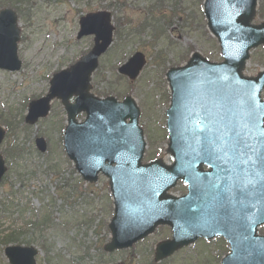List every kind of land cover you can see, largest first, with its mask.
<instances>
[{
	"label": "water",
	"instance_id": "95a60500",
	"mask_svg": "<svg viewBox=\"0 0 264 264\" xmlns=\"http://www.w3.org/2000/svg\"><path fill=\"white\" fill-rule=\"evenodd\" d=\"M257 7V0H205L208 29L218 39L224 61L212 63L194 53L184 66L168 70L166 152L175 159L172 165L163 159L142 164L146 144L132 97L118 102L90 92L92 74L112 43L114 27L106 11L80 19L78 39L94 34V47L76 64L54 74L49 94L30 103L26 122L45 117L53 98L63 101L69 158L87 181H97L99 172L110 178L114 215L106 251L130 248L158 226L169 225L172 239L156 245L155 262L200 237L223 236L230 253L221 264H264V235L258 234L264 225V103L257 95L258 85L250 95V85L263 83L264 72L254 79L243 75L250 49L264 45V22L252 23ZM19 33L16 14L2 10L0 68L20 69ZM145 64V56L137 52L119 72L134 80ZM257 105L262 109L258 116ZM82 111L87 118L81 123L76 117ZM4 133L0 127V143ZM36 144L46 150L43 138ZM204 164L211 167L209 172L203 171ZM6 170L0 154V181ZM179 179L194 183L191 192L181 197L168 194ZM37 254L34 247L5 249L11 264H36Z\"/></svg>",
	"mask_w": 264,
	"mask_h": 264
},
{
	"label": "rangeland",
	"instance_id": "374dc122",
	"mask_svg": "<svg viewBox=\"0 0 264 264\" xmlns=\"http://www.w3.org/2000/svg\"><path fill=\"white\" fill-rule=\"evenodd\" d=\"M164 1L165 7L150 13L152 6ZM202 2L24 0L11 4L21 28L18 56L22 67L14 72L0 69V125L5 129L14 125L12 130L6 129L0 145L8 166L0 184V264H9L3 240L7 232L15 229L25 231L22 238L39 248L38 264H220L229 251L221 238L209 242L200 239L155 263L154 246L171 236L168 227L160 228L131 249L105 252L103 246L110 240L107 224L113 213L108 179L100 175L96 183L84 181L63 152L66 113L62 103L55 99L48 117L34 125L24 121L28 103L47 94L52 74L74 63L92 47L93 37L76 38L80 16L109 10L116 27L114 42L99 59L92 91L99 96L113 92L109 95L119 100L133 95L141 109L139 123L147 144L144 162L157 157L170 160L164 152L170 99L166 70L183 64L194 51L211 61L221 60L218 42L206 28ZM5 6L1 4L0 9ZM257 13L255 21H264V0H258ZM144 20L151 26L144 29ZM154 28H163L161 35L156 36ZM136 51L146 55L147 64L131 82L120 76L117 68ZM262 69L264 47H258L250 53L246 73L255 75ZM37 137L46 139L45 153L37 150ZM181 192L182 188H178L176 193ZM44 210L53 217L50 225L39 228Z\"/></svg>",
	"mask_w": 264,
	"mask_h": 264
},
{
	"label": "trees",
	"instance_id": "16d2710c",
	"mask_svg": "<svg viewBox=\"0 0 264 264\" xmlns=\"http://www.w3.org/2000/svg\"><path fill=\"white\" fill-rule=\"evenodd\" d=\"M6 1H10V3H14V2H18L20 0H0V5L4 4V3H7ZM21 1H23V0H21ZM4 211H5V209H4ZM48 220H49V216L48 215L42 217L41 224H45ZM24 233L25 232L16 231V230L8 232V234L5 235L6 238L3 240V243L4 244H9V243H23L24 242L26 244H29L30 243L29 240H26V239L22 238V236H24ZM43 247H46V245L43 244Z\"/></svg>",
	"mask_w": 264,
	"mask_h": 264
},
{
	"label": "flooded vegetation",
	"instance_id": "af4514ba",
	"mask_svg": "<svg viewBox=\"0 0 264 264\" xmlns=\"http://www.w3.org/2000/svg\"><path fill=\"white\" fill-rule=\"evenodd\" d=\"M263 96H264V93H263ZM188 190V187H185V192Z\"/></svg>",
	"mask_w": 264,
	"mask_h": 264
}]
</instances>
